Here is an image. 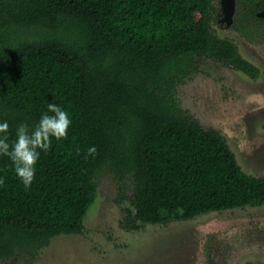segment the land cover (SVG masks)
Masks as SVG:
<instances>
[{"label":"trees","instance_id":"obj_1","mask_svg":"<svg viewBox=\"0 0 264 264\" xmlns=\"http://www.w3.org/2000/svg\"><path fill=\"white\" fill-rule=\"evenodd\" d=\"M210 8L211 0H0V119L9 138L50 101L72 120L27 188L0 155V260L79 233L103 168L132 175L124 221L134 228L264 202V174L243 171L224 136L175 94L198 56L257 73L211 32Z\"/></svg>","mask_w":264,"mask_h":264},{"label":"rangeland","instance_id":"obj_2","mask_svg":"<svg viewBox=\"0 0 264 264\" xmlns=\"http://www.w3.org/2000/svg\"><path fill=\"white\" fill-rule=\"evenodd\" d=\"M212 4L216 0H211ZM210 30L258 62L252 78L215 57H196L195 69L176 86L180 106L203 128L217 129L243 171L264 174V35L253 42L237 28L223 29L210 8ZM241 12L237 14L240 18ZM96 196L79 233L59 234L34 256L17 253L0 264H244L264 261V202L209 211L166 223L124 221L131 207V174H96Z\"/></svg>","mask_w":264,"mask_h":264},{"label":"clouds","instance_id":"obj_3","mask_svg":"<svg viewBox=\"0 0 264 264\" xmlns=\"http://www.w3.org/2000/svg\"><path fill=\"white\" fill-rule=\"evenodd\" d=\"M71 123L68 110L51 101L34 124L29 125L25 121L17 123L14 138H9L8 120L0 119V155L9 158L17 178L25 188L35 178L36 164L41 153L47 152L53 138L61 140L67 137ZM76 151H80L79 147ZM86 152L94 155L95 145L88 146ZM2 183L3 177H0V184Z\"/></svg>","mask_w":264,"mask_h":264},{"label":"flooded vegetation","instance_id":"obj_4","mask_svg":"<svg viewBox=\"0 0 264 264\" xmlns=\"http://www.w3.org/2000/svg\"><path fill=\"white\" fill-rule=\"evenodd\" d=\"M232 2H233V10L231 13L226 14L222 6V0H216L214 4H212L211 1V7L213 6L214 9H216L218 19L219 20H221V18L225 19L223 21L224 23L221 24L224 27L223 29H228L232 27L237 28L241 33L246 34L247 36L246 40L248 42H253V41L256 42V40L254 39V34L264 35V0H232ZM239 12H241L240 18L237 16ZM242 57L245 60H247L249 63H251L254 67L257 68V73L254 76L249 75L245 72L244 73L252 78L258 77L260 73V69L258 68V66L261 67V65L258 62L245 58L244 56Z\"/></svg>","mask_w":264,"mask_h":264},{"label":"water","instance_id":"obj_5","mask_svg":"<svg viewBox=\"0 0 264 264\" xmlns=\"http://www.w3.org/2000/svg\"><path fill=\"white\" fill-rule=\"evenodd\" d=\"M222 6L226 14L231 13L233 10L232 0H222Z\"/></svg>","mask_w":264,"mask_h":264}]
</instances>
